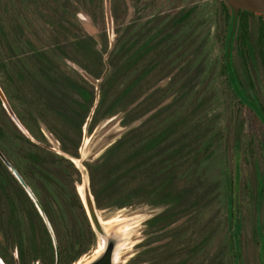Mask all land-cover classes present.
<instances>
[{
    "label": "rangeland",
    "instance_id": "obj_1",
    "mask_svg": "<svg viewBox=\"0 0 264 264\" xmlns=\"http://www.w3.org/2000/svg\"><path fill=\"white\" fill-rule=\"evenodd\" d=\"M221 1L0 0V22L10 37L16 38L23 32L25 37L32 39L40 52L48 53L55 60L57 69L66 71L72 83H79L91 95L90 101H86L78 92H71L72 97L67 94L69 99L89 108L81 139L77 137V123L63 128V122L57 119L49 121L50 125L44 122L40 125L47 140L44 146L71 160L79 170L80 180L75 182V188L81 200L82 172L89 177L87 165L95 163L111 145L137 129L146 133L168 111L178 113L180 97L187 91L191 101L197 97H212L211 108L221 114L222 123L221 128L216 129L221 146L216 155L218 165L220 168L225 165L223 170L227 169L229 177L238 182L243 228L239 238L240 264H261L254 224L257 211L261 216L264 214V200L257 206L258 177L264 171L263 132L246 109L234 108L235 103L230 101L232 95L222 71L224 63L217 60L226 34V20L219 8ZM194 8L208 13L210 21L193 24L188 21L187 26L175 23L181 14ZM138 23H143V40L152 34L154 43H161L152 51L153 45L143 42V65L138 64L143 66V73L140 70L134 75L137 79L141 77L140 84L130 94L119 97L117 86L126 82L125 74L133 63H119L121 69L115 67L114 71L107 59L121 39L128 36L127 28ZM251 24L256 27L259 22L252 18ZM159 25L161 31L160 28L155 31ZM1 40L0 62H9L12 55ZM199 53L206 60L196 62ZM247 61L248 66L243 57L235 55L240 76L245 80L247 73L251 75L253 93L264 104V59L257 57L254 63ZM147 64L154 70L148 71ZM105 77L112 83L107 88L108 100L103 86ZM0 81H6V72L2 69ZM18 101L16 105L22 110ZM69 103L75 106L73 102ZM100 103L102 106L95 114ZM191 103L179 114L189 111ZM60 109L71 113L68 106L65 109L63 105ZM14 114L15 118L10 115L12 120L31 138ZM51 116L56 115L51 113ZM63 129L75 138L74 142L62 141L60 133ZM76 153L78 158L74 156ZM202 165L199 166L203 173ZM235 168L239 171L236 176ZM193 173L190 171L180 178L172 188L174 192L187 191L182 199H175V196L166 199L161 192H152L153 188L148 187L140 199H132L127 206L97 208L103 223H120L126 231L116 264H183L186 259L187 264H232L227 250L229 226L225 190L220 191L208 177L200 179V173ZM74 226L72 222L70 229ZM52 230L56 238L53 227ZM257 235L262 240L260 230ZM103 243L96 234L89 251L73 264H83L94 257ZM0 264H4L1 259ZM60 264H65V260L61 263V253Z\"/></svg>",
    "mask_w": 264,
    "mask_h": 264
},
{
    "label": "trees",
    "instance_id": "obj_2",
    "mask_svg": "<svg viewBox=\"0 0 264 264\" xmlns=\"http://www.w3.org/2000/svg\"><path fill=\"white\" fill-rule=\"evenodd\" d=\"M219 8L226 20V34L217 60L224 63L222 71L232 95L230 101L235 103L234 108L246 109L262 128L264 151V104L253 93L254 83L247 73L246 64L247 60L254 63L257 57L264 59V18L241 11L236 32L232 36L233 10L225 0L221 1ZM252 18L259 22L256 27L251 24ZM188 21L191 24L196 21L209 22L210 17L208 13L194 8L181 14L175 23H185L187 26ZM159 28L161 31V25L155 31ZM127 30L129 37L121 39L107 59L112 70L115 67L120 70L119 63H133L125 74L126 82L121 87L117 86L119 97L130 94L140 84L141 77L137 79L134 75L140 70L143 73V66H138L143 65V42L148 46L153 45L152 51L161 43H154L152 34L143 40V23L130 26ZM7 32L0 22V38L4 41L0 40L12 55L9 62H0V69L6 72L5 83L0 82L9 104L31 138L18 128L0 98V152L4 157L0 156V259L4 264H55L56 261V249L47 224L35 201L8 167L7 161L32 189L53 227L59 243L61 263L65 260V264H73L89 251L96 233L75 188V182L80 180L79 170L71 160L44 146L47 140L40 125L42 122L50 125L57 119L63 122V128L77 123V137L81 139L89 108L69 99L67 94L78 92L86 101H90L91 95L79 83H72L70 75L57 69L55 60L48 53L40 52L33 40L25 37L23 32L16 38L10 37ZM20 51L25 52L20 54ZM236 54L243 57L247 65L245 80L235 66ZM196 60L206 59L199 53ZM147 67L148 71L154 70L150 64ZM107 78L103 86L108 97L107 88L112 83L110 79L107 82ZM188 95L187 91L184 97H180L178 113L168 111L146 133L135 130L111 145L95 163L87 165L91 193L98 209L127 206L132 199H140L148 187L153 188L152 192H161L166 199L170 196L182 199L187 191L174 192L172 188L180 178L195 170L194 175L200 173V179L208 177L220 191L225 190L229 226L227 250L232 264H240L242 254L239 238L243 228L238 182L229 177L227 169L223 170L225 165L220 168L216 157L221 147L218 142L220 135L216 131L221 128V114L211 108L212 97H197L191 101ZM18 99L22 110L16 105L19 104ZM69 102L75 106H70ZM190 102L191 107L186 115L179 114L180 111L185 112L182 109ZM63 105L65 109L68 106L71 113L61 111ZM101 106L100 103L95 114H98ZM51 113L56 116H51ZM66 132V129L59 132L62 141L69 139L74 142L75 138ZM74 156L78 158L77 153ZM204 161L208 164H204ZM195 164L197 169H194ZM199 165H202L203 173ZM237 174L239 171L235 168V176ZM258 179L257 206L264 200V171ZM72 222L75 226L70 229ZM254 225L260 262L263 264L264 214L261 216L259 210ZM258 230L262 232V240L257 235ZM187 262L188 259L183 264Z\"/></svg>",
    "mask_w": 264,
    "mask_h": 264
},
{
    "label": "water",
    "instance_id": "obj_3",
    "mask_svg": "<svg viewBox=\"0 0 264 264\" xmlns=\"http://www.w3.org/2000/svg\"><path fill=\"white\" fill-rule=\"evenodd\" d=\"M225 1L231 7V9L233 10V14H234L233 22H232V33H231L232 36H234L236 32L237 22H238L239 14L241 11H246L258 17L264 18V0H225ZM0 98L3 102L5 109L8 111L9 115L15 118V114L3 90L1 89V87H0ZM0 156L4 159L1 152H0ZM6 163L8 167L10 168V170L13 171L16 178L20 181V183L26 189L28 194L35 201L36 206L39 209L41 215L43 216L44 221L47 224V227L53 237V241H54V245L56 249V264H60V252H59L57 240L54 236L50 222L48 221L40 204L37 202L34 195L31 193L29 187L23 181L21 176L18 174L17 171L13 169V167H11V165L7 161ZM82 176H83L82 201H83L84 207L86 209L87 215L89 217V220L91 222L94 232L97 235H99L104 241L102 250L97 251L94 257H92L91 259H89L83 264H116L117 253L121 247V244L123 243L125 239L126 231L122 229V224L120 223H115V224L110 225L111 223L105 224L101 221L98 215V212H97V207L95 204L94 197L91 193L89 177L84 172H82Z\"/></svg>",
    "mask_w": 264,
    "mask_h": 264
},
{
    "label": "bare ground",
    "instance_id": "obj_4",
    "mask_svg": "<svg viewBox=\"0 0 264 264\" xmlns=\"http://www.w3.org/2000/svg\"><path fill=\"white\" fill-rule=\"evenodd\" d=\"M81 192H82L81 195H82V197H83V190H82ZM102 248H103V247H102ZM102 248H101V250H102ZM101 250H100V251H101Z\"/></svg>",
    "mask_w": 264,
    "mask_h": 264
}]
</instances>
